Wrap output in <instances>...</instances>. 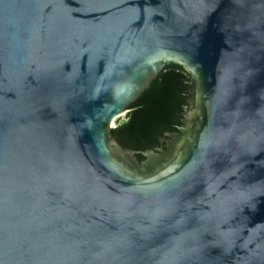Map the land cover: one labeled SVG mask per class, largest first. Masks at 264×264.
Returning <instances> with one entry per match:
<instances>
[{
	"label": "water",
	"instance_id": "water-1",
	"mask_svg": "<svg viewBox=\"0 0 264 264\" xmlns=\"http://www.w3.org/2000/svg\"><path fill=\"white\" fill-rule=\"evenodd\" d=\"M170 64L182 128L123 147ZM0 264H264V0H0Z\"/></svg>",
	"mask_w": 264,
	"mask_h": 264
},
{
	"label": "trees",
	"instance_id": "trees-1",
	"mask_svg": "<svg viewBox=\"0 0 264 264\" xmlns=\"http://www.w3.org/2000/svg\"><path fill=\"white\" fill-rule=\"evenodd\" d=\"M190 77L179 64H170L129 106L128 120L112 128V136L126 148L146 151L164 146L160 138L165 132H179L188 108ZM143 160L141 154L137 155Z\"/></svg>",
	"mask_w": 264,
	"mask_h": 264
},
{
	"label": "rangeland",
	"instance_id": "rangeland-1",
	"mask_svg": "<svg viewBox=\"0 0 264 264\" xmlns=\"http://www.w3.org/2000/svg\"><path fill=\"white\" fill-rule=\"evenodd\" d=\"M128 120V113H124L121 116L117 117L114 121L113 128L118 127L126 123Z\"/></svg>",
	"mask_w": 264,
	"mask_h": 264
},
{
	"label": "bare ground",
	"instance_id": "bare-ground-1",
	"mask_svg": "<svg viewBox=\"0 0 264 264\" xmlns=\"http://www.w3.org/2000/svg\"><path fill=\"white\" fill-rule=\"evenodd\" d=\"M123 114H124V113H123ZM121 115H122V114H121ZM121 115H119V116H121ZM119 116H116V117L113 118V121H112L113 124H114L115 119H116L117 117H119Z\"/></svg>",
	"mask_w": 264,
	"mask_h": 264
},
{
	"label": "flooded vegetation",
	"instance_id": "flooded-vegetation-1",
	"mask_svg": "<svg viewBox=\"0 0 264 264\" xmlns=\"http://www.w3.org/2000/svg\"><path fill=\"white\" fill-rule=\"evenodd\" d=\"M182 128V127H181ZM163 145H165V144H163ZM165 147H166V145H165Z\"/></svg>",
	"mask_w": 264,
	"mask_h": 264
}]
</instances>
